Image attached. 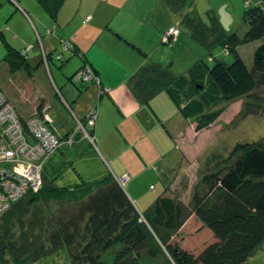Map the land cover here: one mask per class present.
I'll return each mask as SVG.
<instances>
[{
	"label": "trees",
	"instance_id": "trees-1",
	"mask_svg": "<svg viewBox=\"0 0 264 264\" xmlns=\"http://www.w3.org/2000/svg\"><path fill=\"white\" fill-rule=\"evenodd\" d=\"M63 1L37 0L53 19ZM164 1L172 14L180 15V24L194 42L206 50L220 46L233 61L214 59L211 66L198 61L188 77H174L151 62L128 81L134 100L150 107L157 94L166 93L180 115L193 120L196 133L213 126L230 103L250 96L259 101L256 95L264 89V0L245 6L240 37L235 32L227 35L212 12L209 23L203 24L190 14L194 9L190 0ZM165 41L163 45L171 46ZM248 44L257 45L249 67L238 52ZM22 52L8 46L5 62L10 72L21 68L29 72ZM58 52L65 62L66 54ZM68 55L79 58L77 52ZM56 63L62 64L57 59ZM86 70L82 64V70L67 79L79 91L88 87L82 78ZM204 78L208 88L201 83ZM90 135L94 136V129ZM43 182L38 194L28 190L30 194L0 217V264H34L62 256L66 264H247L264 244L262 143H237L226 154H208L192 186L189 180L182 181L185 195L169 192L164 185L163 194L143 212L110 174L98 182L63 189ZM191 219L199 225L192 235L195 243L189 245L186 226ZM202 232L206 240L202 236L196 240Z\"/></svg>",
	"mask_w": 264,
	"mask_h": 264
},
{
	"label": "crops",
	"instance_id": "crops-1",
	"mask_svg": "<svg viewBox=\"0 0 264 264\" xmlns=\"http://www.w3.org/2000/svg\"><path fill=\"white\" fill-rule=\"evenodd\" d=\"M258 1L221 0V3L217 7H224V13L231 18L237 8V3H243L242 10H244L246 3L255 4ZM104 2L106 3V6L103 7L104 9L96 11L94 6L95 0H64L55 19L51 18L44 9V14H41L30 2H25V6L35 16V18L31 16L27 18L24 15L31 24V31L34 33L33 35L29 31L28 37L24 36L23 40L28 43V46H32L33 51H41L40 42L37 39L38 36L41 39V44L46 46L44 48L50 54L60 50L57 38L70 42L76 52L89 61L95 68L103 87L110 89L109 93H104L102 96H100L101 88L94 85L84 88L83 91H79L72 87L71 84H66V82L64 84V79L56 80V77L53 75L55 69L50 68V70L52 69L50 74L53 80L50 79L49 75H47L48 78L43 75L44 83L43 85L40 84L39 88H37V99H35L34 105V108H36L33 113L32 111L20 113V116L25 120L31 118V116L33 117V114L50 116V127L58 138L62 140V144L59 150L44 162L42 173L45 181L51 182L54 187L59 189L75 187L81 182H98L109 174L114 178H121L124 175L129 177H134L136 176L135 174L146 175L148 169L145 165V158L148 156V160L152 159V156L149 155H155V152L159 154L170 153L171 142L166 135L167 131L169 136H176L175 139L178 140L186 132L184 131V128L187 127L186 122L190 121L185 120L176 108V112L170 116H173V118H169V124L164 126L166 128V133H164L159 125L155 124L150 117L148 119L145 114L143 115L145 111L139 110V107L144 106H140L134 100L131 89L127 84L130 77L146 65L142 62L129 61L128 52L131 50L122 48L117 50L112 45L103 47L99 40L97 41V34L92 33L94 32L93 27L96 26L99 29L109 31L113 35L121 36V39L124 40L127 39L126 36L130 32V28L136 27L137 32L142 33V30H144L146 39L144 43H141L142 41L140 40V43L145 51L150 50L151 46L156 44V38L160 40L167 31L172 29V23L170 24L168 17L173 14L168 9L165 1L140 0L147 10L144 15L140 14L141 10H138L140 8L136 0H104ZM233 3H235V7ZM217 7L216 9H218ZM87 16L91 18L89 22H85ZM235 18L241 20V14ZM81 19L83 20L82 24H84L82 26L79 25V20ZM164 21H167V27L163 25ZM222 26H224L225 30L230 28L228 29L230 32L234 24L231 22L228 26L223 24ZM83 27L86 30H83L82 34L77 35V31ZM47 29H51L56 36H48L46 34ZM97 31L95 29V32ZM126 42L130 43L132 41L127 39ZM17 44L15 42L13 46L17 48ZM246 46L249 47L248 45ZM246 46L244 45L243 47ZM254 46L257 45L252 44L249 47L250 51H252V57L256 48ZM247 47H239V54L241 55V50L247 49ZM35 55L34 53L33 56ZM40 55L37 54L35 59L33 57L28 58L27 56V61L30 65L29 73L32 78L34 77L32 72L40 60ZM64 58L65 61L68 60L67 55H64ZM252 61L251 58L249 63L245 62V64L249 67L252 65ZM80 62V58L71 62L74 65L72 72L81 65ZM152 62L162 65V61L157 62L152 60ZM69 64L67 63V67H69ZM45 72L49 74V71L46 69ZM48 79L52 87L49 86ZM31 81H35L38 84L39 81L35 79L27 81L26 84L30 87V90H34L31 87L33 85ZM53 88L56 90L60 89L61 95L67 105H63L62 99L58 98ZM7 99L16 108L17 104L10 98L7 97ZM94 109L97 116L94 128L97 149L92 148L86 140L79 141L78 143H65L70 138L71 132L76 128L71 115L76 119L83 120L87 113ZM139 111L142 112L141 116H138ZM79 138V136L74 135V141ZM141 140L142 143H140ZM149 141L155 142L152 152L149 150L151 147ZM162 141L165 142L162 143ZM175 144V149H177V142ZM174 151L162 162L173 158ZM130 183L131 179L127 183V186L124 187V190L133 204L139 206L137 209L143 212L153 201L151 204H148L143 202L140 195L129 194L130 190L128 187H130ZM135 183H133V186H135ZM260 256L264 257V244L248 260L247 264H260Z\"/></svg>",
	"mask_w": 264,
	"mask_h": 264
},
{
	"label": "rangeland",
	"instance_id": "rangeland-1",
	"mask_svg": "<svg viewBox=\"0 0 264 264\" xmlns=\"http://www.w3.org/2000/svg\"><path fill=\"white\" fill-rule=\"evenodd\" d=\"M27 1L30 2V4L33 5L36 10L40 11L41 14H44V10L37 2V0H0V94H2L4 96V99H6L7 101L8 97L17 104L16 108L12 104H10V106L13 108L16 114L19 115L20 118H22L20 116V113H25L28 111H32L33 113L34 109L36 108H34L35 99H37L36 92H38L37 88H39L40 84L43 85L44 83L43 75L47 78V75H49L50 79L53 80L51 77L52 75L50 74L52 69L50 70V68L55 69V71H53V75L56 77V80L64 79V84L65 82L66 84H71L72 87L78 90V85L75 82L73 83L72 81L69 83L67 79L74 73L75 70H82V64H84L86 65L88 71L86 73V78L84 79V81L88 84V86L94 85L98 86L99 88L103 87L101 80L97 74V71L92 66V64L87 61L83 56L79 55V58L81 59V65L72 72V69H74V65L71 62L75 59L77 60V58H69L70 56L68 55L69 60L66 61H68L67 63L70 64L69 67H67L68 65L66 61L64 62L62 54H60L58 51H54L48 54V52L44 48L46 46L44 44H41V39H39L38 36L37 39L40 42L41 51H33V47H31L30 49L28 47L24 49L26 46H28V43L23 40L24 36L28 37L29 31H31V24L25 18V16L27 18H30V16L35 18L34 14H32V12L28 10V8L25 6V2ZM190 1L194 3V9L190 14L195 15L196 18H198L203 24L209 23L208 14L209 12H212L220 24L222 23L226 26H228V24H230L231 22L234 24V27L232 28L233 30L231 29L230 32L228 30L230 28L225 30L227 35H231L233 32L237 33L239 37L243 35L244 28L242 25V21L239 18H235L237 15L240 16V14H242L243 3H237V8L234 12V15L230 18L228 17V15H226V13H224V7H217L221 3V0ZM136 3L140 8L138 10H141L140 14L144 15L145 12H147L146 8L141 4L140 0H136ZM233 4L235 7V3ZM247 4L249 3H246L245 6ZM94 6L96 11H100V9L106 6V3L104 2V0H95ZM216 7L218 9H216ZM15 14L16 16H14ZM179 16L178 14H173L168 17L170 24L172 23L171 28L177 30V32L179 30V37L176 36L175 38H173L171 41V46L169 47L162 44L165 35L168 31L163 35L160 40H157L156 38V44L151 46L150 50L146 51L141 45V43H144L146 39L144 30H142V33L137 32L138 30H136V27H131L129 34L126 36L127 39L132 41L130 42L131 44L126 42L127 39L123 40L121 39V36L119 37L115 34L113 35L109 31L107 32L104 29H99L96 26H94L95 28L93 27L94 32L92 33L97 34V41L99 40L103 47H108L109 45H112L113 48H116L117 50L121 48L131 50L128 52V60L131 62H142L146 65L145 67H147L152 62V60L157 62L162 61L161 63L163 67L167 68V70H169V72L174 77H188L189 71L193 67L194 63L198 61H202L208 66H211L213 64L214 59L221 60L227 64H230L233 61L232 57L226 55L224 50L220 46L215 45L210 50H206L205 48L201 47L196 42H194L189 36V31L180 24ZM88 17L90 18V16H87L85 18V22H89V20L91 19H89ZM79 21V25H84L82 24V19ZM166 22L167 21L163 22V25L165 27L168 26V23L166 24ZM222 27L224 28V26ZM95 29H97L98 31L95 32ZM80 30L77 31V35L82 34L83 30L85 31L86 28L83 27L80 28ZM31 33L33 32L31 31ZM46 34L52 37L56 36L52 30L47 31ZM57 40L61 53H65L66 55H73L76 52L74 46L68 41L62 42L60 38H57ZM140 40L142 41L141 43ZM15 42L18 43L17 48L13 46V43L15 44ZM7 45L9 47L19 50V52L23 51V54L21 53V57L24 61L27 60V56L28 58L33 57V59H35V56L37 54H41L40 60L35 65V69L32 72V74L34 75L33 78L31 77L30 73L24 68H21L16 72H10L9 67L5 62V56L8 53ZM243 46L242 48L247 47L246 45V47ZM248 46L250 47L251 45L248 44ZM249 47H247V49H242L240 55L246 63H249L252 58V51H250ZM34 53L36 54L35 56H33ZM56 59L62 64L58 65L56 63ZM45 69L49 71V74H46ZM29 79H35L39 81V84L35 81H31V83L33 84L31 85V87L34 90H30V87L26 84ZM47 82L49 83V86L52 87L51 83L49 82V79L47 80ZM201 83L204 84L206 88H208L209 85L206 78L202 79ZM58 86L61 89L59 84ZM53 89L54 92H56L58 98L60 100L62 99L61 102L65 106V99L62 97L60 89ZM100 91H103V93L100 92V96H102L104 93H109L110 89L104 88ZM256 96H258L257 98H259V101L257 102L256 100H254L253 96H250L230 103L225 113L219 118V120L209 129L200 133H196L194 131L193 120L187 121V127L184 128V131L186 132L180 139L176 140V136H169L168 131L166 133V128L164 127L165 125L169 124V118H173V116H170L172 115V113L176 112V106L170 100L168 95H166V93L157 94L151 101L150 107H139V110L145 111L143 115L145 114L148 119L150 117L151 120L154 121L155 124H158L159 127L163 130V132L166 133L168 140L171 142L170 153L165 152L164 154H159L158 152H155V155H149L152 156V159L149 160L147 156L145 158V165L148 169L146 175L135 174L136 176L134 177L124 175L121 178H114L112 175L111 176L114 179H118L119 182L121 179L126 178V184L122 185L123 188L127 186V183L131 179V185H129L130 187H128L130 190L129 194H134L135 196L140 195L142 197L143 202H146L148 204H151L152 201L154 202L159 196L163 194L164 185L169 189V192H183V189L181 187L182 181L189 180V188L192 186L200 164L208 154L212 152H221L226 154L237 143L256 142L264 144V89L258 91V94ZM251 104H254V106H252ZM247 106H250V108L247 109ZM141 111L138 112V116L142 115ZM87 115L90 118L86 116L83 120L76 119L73 115H71L76 127L75 130L71 132V136L73 135L72 143H78L79 141L86 140L88 144L96 150L97 147L95 142V136H92L93 134L90 135L91 130L95 128L96 123L97 116L95 109L88 112ZM33 117L37 119H42L49 131L54 136L58 137L50 127L51 119L49 115L41 116L33 114ZM89 122L91 123V125H88ZM83 127L86 129H84ZM82 128L86 132L85 134L78 130ZM74 135H77V137L79 136L80 138L74 141ZM149 142L151 143V147L149 150L152 152L155 142ZM164 142L162 141V143ZM175 142H177V149H175ZM45 143L46 142H44L43 140V144ZM140 143H142V140ZM60 146L61 144L58 148H56V151L59 150ZM160 146L162 147V145ZM173 151V158L166 159L165 162H162V158L166 155L168 156L169 154H172ZM50 156L45 158L44 161H46ZM41 175L42 181H45V179H43L42 172ZM133 183H135V186H133ZM43 186L44 182L42 183L38 193L40 192V190H42ZM27 194L30 193L27 192L26 195ZM183 195H185L184 192ZM34 198L35 197L31 199L33 200ZM14 204L15 203H12L11 206H13ZM52 204H54V201L52 202ZM36 205L40 207L39 203H37ZM11 206L4 210V214H6L12 208ZM136 208H139V206H136ZM42 211L45 212L44 209H42ZM4 214L2 213L0 217H2ZM198 225L199 224L192 219L188 222L186 226V233L188 234L187 237L189 238L185 241L187 244L191 245V243H195V239L192 237V235L197 233ZM14 232H17V229ZM201 236L202 238H204V240H206L205 237H207V235H205L203 232L202 235L196 237V240L201 239ZM190 237H192V239ZM260 258V264H264V257L260 256ZM66 263V257L62 256V258L55 257L53 259L42 260L34 264Z\"/></svg>",
	"mask_w": 264,
	"mask_h": 264
},
{
	"label": "built area",
	"instance_id": "built-area-1",
	"mask_svg": "<svg viewBox=\"0 0 264 264\" xmlns=\"http://www.w3.org/2000/svg\"><path fill=\"white\" fill-rule=\"evenodd\" d=\"M177 35V30L170 29L165 42L170 44ZM86 73L82 75L83 81ZM83 128L78 130L85 134ZM72 137L65 143L71 144ZM60 144L61 139L49 131L42 119L22 120L0 94V215L28 190L32 194L38 193L43 183L44 159L55 153ZM120 184L125 185L126 178L121 179Z\"/></svg>",
	"mask_w": 264,
	"mask_h": 264
}]
</instances>
